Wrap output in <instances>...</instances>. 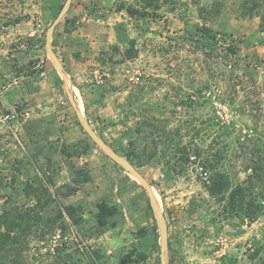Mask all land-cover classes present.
<instances>
[{"label": "rangeland", "instance_id": "1", "mask_svg": "<svg viewBox=\"0 0 264 264\" xmlns=\"http://www.w3.org/2000/svg\"><path fill=\"white\" fill-rule=\"evenodd\" d=\"M65 1L0 0V97L14 84L0 116L15 115L0 120V141L26 152L21 136L32 140L43 116L41 190L51 201L21 245L0 252V264H161L147 191L93 141L77 112L156 193L168 264H264V0H156L145 8L108 0L110 11L142 12L126 11L131 38L68 61L54 50L55 29L70 32L93 10L71 0L50 40L67 84L45 46ZM131 39L135 54L126 59ZM24 90L30 99H16ZM50 155L67 167L65 185L55 186ZM220 176L226 186L210 194L206 184ZM237 185L243 193L232 202ZM71 189L85 201L69 207L70 217L59 198Z\"/></svg>", "mask_w": 264, "mask_h": 264}, {"label": "crops", "instance_id": "2", "mask_svg": "<svg viewBox=\"0 0 264 264\" xmlns=\"http://www.w3.org/2000/svg\"><path fill=\"white\" fill-rule=\"evenodd\" d=\"M86 1L84 2L86 4L92 3L93 10L86 11L84 15L79 16L81 20L80 25L70 32L55 29L53 35L54 50L58 53L59 46L65 56V60L68 61L72 59L71 56L73 53L82 51V55L89 47L93 50V47L96 46L99 52L108 49L110 45L118 46L121 40L126 37L131 38L129 36V28L126 29V25L124 24L126 16H128L124 9H118L116 11L106 9V2L108 0ZM81 5L82 2H80V5H72L71 10L72 8L75 10L77 8L79 9L80 7L78 6ZM128 17L131 18V16ZM111 20L113 21L111 22ZM11 84L13 83L8 84L1 93L3 95L0 97L2 107H11L5 98L8 90L11 88ZM20 95H25L24 100L30 99V95H27L25 90L22 94L16 93L14 96L20 100ZM16 99L13 103L17 101ZM42 119H44L43 116L37 120L38 122H34L33 126L36 127L37 131H33L35 135L32 136V140L30 136H21L24 144L27 146L26 152L24 150V152L22 151L19 154L15 153L10 148L11 144L7 139L3 140L6 146L4 145L5 143L2 144L3 142L0 141V144L6 148V150L3 147L0 148V214L3 210L11 208L33 206L37 202L39 193L42 192L41 188L45 187L44 172L46 167L44 163L47 155H49V151L45 147L47 141L45 132H41V129H46V124ZM24 134L26 135L27 131ZM36 145L38 147L37 150L34 148ZM9 152L11 153L8 154ZM50 157H53L52 167H56L57 170L53 178L55 186L65 185L69 182L67 167H58V161L55 159V155H50ZM79 192V190H76L61 195L59 199L63 201V207H71L77 205L78 202L85 201ZM49 204H51V201ZM47 206L44 209L48 208Z\"/></svg>", "mask_w": 264, "mask_h": 264}, {"label": "trees", "instance_id": "3", "mask_svg": "<svg viewBox=\"0 0 264 264\" xmlns=\"http://www.w3.org/2000/svg\"><path fill=\"white\" fill-rule=\"evenodd\" d=\"M155 1L156 0H141L144 8L152 6ZM126 11L130 15H143L142 12L132 7H127ZM260 23L261 26L264 27V16L261 17ZM110 49L117 50L118 48L116 45H112L110 46ZM107 53V50H102L100 52L101 55ZM122 54L126 59H130L134 56L135 47L133 39L129 40V46L123 50ZM114 151L120 154L122 153L119 148L114 149ZM126 158L129 159V156H126ZM226 183L227 182L222 179V176L213 177L210 178V182L206 184V188L210 194H217L226 186ZM43 189L44 192L47 191L46 187ZM73 190L74 189H71L70 192ZM44 192L39 193L37 202L33 206L16 207L2 211L0 214V252L5 254L7 251L13 250L16 246L21 245V242L29 235L32 225L41 219L43 209L50 202L48 197L44 198L42 196ZM242 193L243 188L240 185H237L230 192L232 202L234 201V196L236 194L241 195ZM65 211L67 215L71 217V208L66 207ZM61 215L62 213L60 212V216ZM249 217L254 219L252 213H249ZM148 257L149 254H145L142 256V260L147 259ZM121 264H127V261H123Z\"/></svg>", "mask_w": 264, "mask_h": 264}, {"label": "water", "instance_id": "4", "mask_svg": "<svg viewBox=\"0 0 264 264\" xmlns=\"http://www.w3.org/2000/svg\"><path fill=\"white\" fill-rule=\"evenodd\" d=\"M71 0H66L59 12V14L56 16L55 20L52 22V24L49 26L47 30L46 35V51L48 54V57L53 65V67L57 70V72L62 76L65 84H67V75L66 72L63 69V66L61 65V62L59 61L56 54L53 52V50L50 47V40L52 37V33L54 30L55 24L58 22V20L61 18V16L67 11ZM67 89V85H66ZM68 95L71 99V95L68 92ZM73 104V103H72ZM77 111V110H76ZM77 116L79 119V122L83 129L89 134V136L93 139V141L103 150V152L109 156L113 161H115L118 165H120L125 171H127L129 174H131L133 177H135L139 183L145 188V190L148 193L149 196V205L153 211L154 218L157 225V230L159 234L160 239V249H161V264H168V257H167V239H166V225L163 219V216L161 214L160 208L157 205V207L154 205L152 196L150 194V184L142 177V175L128 162L127 159L120 156L118 153H116L108 144H106L104 141H102L94 132V130L91 128L89 122L86 120V118L77 112Z\"/></svg>", "mask_w": 264, "mask_h": 264}, {"label": "built area", "instance_id": "5", "mask_svg": "<svg viewBox=\"0 0 264 264\" xmlns=\"http://www.w3.org/2000/svg\"><path fill=\"white\" fill-rule=\"evenodd\" d=\"M14 117L15 115L13 113H5L0 116V120L5 123L11 121Z\"/></svg>", "mask_w": 264, "mask_h": 264}, {"label": "bare ground", "instance_id": "6", "mask_svg": "<svg viewBox=\"0 0 264 264\" xmlns=\"http://www.w3.org/2000/svg\"><path fill=\"white\" fill-rule=\"evenodd\" d=\"M149 190H150V194L152 196L154 205L157 207V205H158V199L156 197V193L154 192V190H153V188L151 186L149 187Z\"/></svg>", "mask_w": 264, "mask_h": 264}]
</instances>
